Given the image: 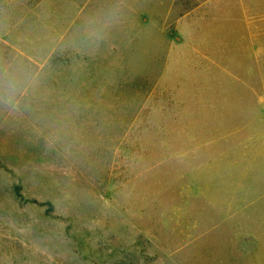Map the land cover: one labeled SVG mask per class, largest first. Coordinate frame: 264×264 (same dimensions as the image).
Listing matches in <instances>:
<instances>
[{"label":"rangeland","instance_id":"1","mask_svg":"<svg viewBox=\"0 0 264 264\" xmlns=\"http://www.w3.org/2000/svg\"><path fill=\"white\" fill-rule=\"evenodd\" d=\"M0 264H264V0H0Z\"/></svg>","mask_w":264,"mask_h":264},{"label":"crops","instance_id":"2","mask_svg":"<svg viewBox=\"0 0 264 264\" xmlns=\"http://www.w3.org/2000/svg\"><path fill=\"white\" fill-rule=\"evenodd\" d=\"M260 63V61H258Z\"/></svg>","mask_w":264,"mask_h":264}]
</instances>
